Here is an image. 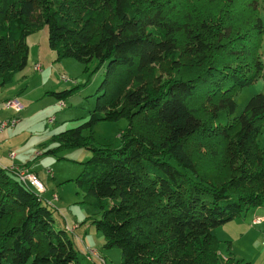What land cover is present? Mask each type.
<instances>
[{
    "label": "trees",
    "instance_id": "trees-1",
    "mask_svg": "<svg viewBox=\"0 0 264 264\" xmlns=\"http://www.w3.org/2000/svg\"><path fill=\"white\" fill-rule=\"evenodd\" d=\"M259 7V0H0V85L26 66V37L43 25L56 60L104 67L87 120L52 134L58 144L46 152L90 151L74 180L99 210L91 223L103 246L120 249L118 264H251L228 240L221 254L215 229L264 205V92L233 115L235 93L263 69ZM75 88L46 93L62 100ZM121 118L128 124L118 147L83 134ZM29 260L82 264L49 204L0 165V264Z\"/></svg>",
    "mask_w": 264,
    "mask_h": 264
},
{
    "label": "rangeland",
    "instance_id": "rangeland-1",
    "mask_svg": "<svg viewBox=\"0 0 264 264\" xmlns=\"http://www.w3.org/2000/svg\"><path fill=\"white\" fill-rule=\"evenodd\" d=\"M259 6V15L263 22V33L259 48L263 69L255 82L235 93L233 98L236 107L233 115H239L243 111L252 95L264 92V0H259ZM26 41L28 45L26 66L15 74L10 84L3 85V88L7 89L9 94L24 76L29 75L28 71L33 64V59H37V56L45 61V74L52 75V83L59 85V87H54L56 89L53 90L76 88L69 96L59 100L46 93L50 90V87L36 90V86L34 87L31 83L27 87L23 85L21 92L14 93L11 96V98L15 97L22 108L23 106L26 107L19 113L21 117L17 123L18 134L15 133L17 136L16 147L14 146V148L20 147L18 149L20 152L18 159L20 161L16 162L23 166L26 165L29 170L37 173L46 188V191L41 194L43 202L48 203L47 201L54 194L57 195V200L48 203L52 209L53 225L57 228H64L66 224H75L74 231L72 233L68 232V235L77 250L78 260L82 264H118L120 262V249L103 246L104 237L102 232L97 231L91 223V218L97 217L99 210L91 202L85 200L84 190L74 180L81 170L80 162L90 156V151L81 147L63 149L58 153L46 152L58 144L55 139L51 138L52 134H59L87 120L89 110L95 105L96 97L104 89L99 88L104 77V67L98 65L96 60L89 61L86 64L70 57L56 60V55L49 48L47 42V28L45 25L30 33L26 37ZM61 76H64L67 80H62ZM37 77L35 75L29 79L38 80ZM60 101H63V107L59 106ZM127 124L126 118L116 121H98L91 126L90 130L84 129L83 134L92 135L95 145L108 144L112 147H118L120 145L119 133L125 129ZM7 128L11 129L9 126L4 129ZM258 142L264 148V127L258 135ZM15 150L17 151V149ZM46 168H51L50 175L46 174ZM254 210L247 211L245 222L249 229L260 231V227L250 225L251 213ZM237 219L243 221L241 217ZM230 223L233 222L228 221L222 225H232ZM253 231L236 233L237 239L234 241V246L238 249H252L253 251L264 249L261 237H258ZM260 232H263V230ZM218 240L219 252L222 254L226 251V242H224L226 240ZM85 247L94 249L96 256L89 257ZM258 259H261V256ZM26 264H30V260Z\"/></svg>",
    "mask_w": 264,
    "mask_h": 264
},
{
    "label": "crops",
    "instance_id": "crops-1",
    "mask_svg": "<svg viewBox=\"0 0 264 264\" xmlns=\"http://www.w3.org/2000/svg\"><path fill=\"white\" fill-rule=\"evenodd\" d=\"M36 64H40V70H37L35 68ZM45 65H46L45 61L41 60V58H39V56H37V59H33V64L31 65V67L28 71L29 75L26 77L24 76V78L20 81V83L16 84L15 89L10 92L11 94H9L7 92V89L3 88V85H0V86H2V88H0V121L7 119L13 115L17 116L20 119L21 114H19V113L21 111H23L26 107L23 106V108H21L20 111L16 112L12 109L6 108L4 106V101L6 99H15V97L11 98V96L14 93L18 94L19 92H21L23 90V87H22L23 85H25L27 87V86H30V84L32 83L34 85V87L36 86V90H41V89L48 88V87H50L49 88L50 90H53V89H56L54 87H56V86L59 87V85L52 83V78H53L52 75H46L45 74L46 73ZM42 67H44V68H42ZM35 75L38 76L37 77L38 80H33V79L30 80ZM33 81H35V82H33ZM50 90H48V91H50ZM9 127H11V129L7 128V129H3L2 131H0V165L6 166V167L7 166L11 167L12 165L23 166V165L19 164L18 162H16V161H20L18 159L20 157V152L18 150L20 147L17 146V148H14V146L16 147L15 141H16V136L18 134L17 130L19 128H17V123L15 125L9 126ZM15 133H17V134H15ZM19 135H20V133H19ZM15 149H17V151ZM9 151L15 152L14 158L11 159L9 157V155H8ZM34 173H36V172H34ZM254 209L255 210L251 213L250 225L251 226H257L258 228L260 227L259 228L260 231L263 230V232L257 231L256 229L254 231H253V229H249V227L246 225L245 215H244V216L236 217L233 220L229 221V222H233V223H230L232 225H220L217 229H215V234H216L218 239H225V240L230 241L231 250L237 258L248 260L251 264H253L254 262L256 264H264V249H257L256 251H253L252 249H238L237 247L234 246V241H235V239H237L235 236L236 233H238V232L243 233L246 231L255 232L258 237H261L262 242L264 243V221H262L258 224H252V219L254 217L264 215V205L259 206V207L254 208ZM240 217L242 218L243 221H240L239 219H237ZM70 225H74V224H70ZM217 230H219V231H217ZM234 230H235V232H233ZM90 247H92V246H90ZM85 248H88V247H85ZM259 256H261V259H258Z\"/></svg>",
    "mask_w": 264,
    "mask_h": 264
},
{
    "label": "built area",
    "instance_id": "built-area-1",
    "mask_svg": "<svg viewBox=\"0 0 264 264\" xmlns=\"http://www.w3.org/2000/svg\"><path fill=\"white\" fill-rule=\"evenodd\" d=\"M35 68L37 70H40V64H36ZM62 80H67L64 76H61ZM4 106L6 108H11L13 110L19 111L22 108V105L16 100V99H7L4 102ZM59 106L63 107V101L59 102ZM19 118L17 116H11L7 119L1 120L0 121V131H2L5 127L7 126H13L16 123H18ZM9 157L12 159L15 156L14 151H9L8 153ZM9 169H12L16 175V177L21 181L26 186H29L33 188L38 195H41L43 192H45L46 188L42 181L39 179L38 175L32 171H30L26 166H14L12 165L11 167H8ZM45 172L50 175L51 169L46 168ZM57 200V195L54 194L52 198L47 201L48 203ZM264 221V215L262 216H256L252 219V224H258L260 222ZM65 228L68 232H73L75 228L74 225H65ZM86 252L88 253L89 257L90 256H96V251L94 249L86 248Z\"/></svg>",
    "mask_w": 264,
    "mask_h": 264
}]
</instances>
